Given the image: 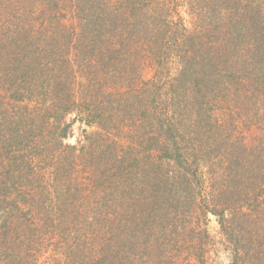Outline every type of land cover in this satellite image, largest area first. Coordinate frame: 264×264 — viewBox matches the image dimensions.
Here are the masks:
<instances>
[{
    "label": "trees",
    "instance_id": "1",
    "mask_svg": "<svg viewBox=\"0 0 264 264\" xmlns=\"http://www.w3.org/2000/svg\"><path fill=\"white\" fill-rule=\"evenodd\" d=\"M185 4L189 26L178 0H0V264L45 242L63 264H166L188 241L208 264L209 215L232 264H264V0ZM237 112L261 132L215 116Z\"/></svg>",
    "mask_w": 264,
    "mask_h": 264
},
{
    "label": "rangeland",
    "instance_id": "2",
    "mask_svg": "<svg viewBox=\"0 0 264 264\" xmlns=\"http://www.w3.org/2000/svg\"><path fill=\"white\" fill-rule=\"evenodd\" d=\"M177 13H180L183 19L185 20V23L187 26L191 23V16L188 9V6L185 4V0H178V6H177ZM70 24V21L67 20ZM5 82V81H3ZM3 86L2 84H0ZM0 86V87H1ZM2 92V89H0V93ZM6 97H12V94L8 93L6 94ZM219 114V113H218ZM215 115L217 118L222 120L224 123L227 124L229 130L232 131V133L238 135V134H244V135H250V134H259L261 131H257L255 129L256 122L254 121V116L251 113H241L237 112L233 115L231 114H224L221 113V115ZM261 119V117H260ZM66 123L69 126V130L67 133L66 138H63V144L72 147L76 149L78 152L81 151V148L86 145V137L88 134H90L93 129L88 128L86 124L82 121L79 114L75 113L72 115L67 116ZM263 123V120L262 122ZM206 163H201V169H203V172L205 173L204 178L205 180L208 179V176L206 173L208 170L205 168ZM208 168V167H207ZM87 172H84L83 169H78L74 171V178H78L80 181L82 179H86ZM209 175V174H208ZM84 181V180H83ZM89 182V181H87ZM1 210V209H0ZM186 219V218H185ZM205 228L207 229L210 239H211V247L209 250V256H208V264H232V253L229 252L227 249V246L223 240L221 231H220V225L218 222V219L214 217L213 215H209L206 218V224ZM50 231L45 227H43L42 232L45 234H48ZM52 237L55 238V232H52ZM68 238L69 235H67ZM190 240V239H189ZM55 243V242H54ZM190 242L186 243L181 251H173L169 254V262L166 264H193L194 262H191L190 255L187 256L191 250H190ZM44 251L40 254V259L38 264H63V261H65L64 254H59L57 251H55L52 248H47L46 242L43 243ZM190 250V251H189Z\"/></svg>",
    "mask_w": 264,
    "mask_h": 264
}]
</instances>
